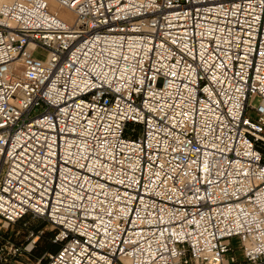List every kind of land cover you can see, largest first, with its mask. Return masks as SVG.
<instances>
[{"label": "built area", "instance_id": "1", "mask_svg": "<svg viewBox=\"0 0 264 264\" xmlns=\"http://www.w3.org/2000/svg\"><path fill=\"white\" fill-rule=\"evenodd\" d=\"M26 215L44 264H264V0H0V228Z\"/></svg>", "mask_w": 264, "mask_h": 264}, {"label": "rangeland", "instance_id": "2", "mask_svg": "<svg viewBox=\"0 0 264 264\" xmlns=\"http://www.w3.org/2000/svg\"><path fill=\"white\" fill-rule=\"evenodd\" d=\"M50 5L52 6V8L56 7V5L52 2H50ZM60 17L66 20L68 23H71L74 19V14L66 8H61ZM258 101L259 99L253 100V104H257ZM35 229H37V232L34 231ZM0 231L4 238H8L10 241L18 244H25L37 235L34 243V245H36V248H34L36 252H34L33 256H30L27 253L23 254V256H21L20 258V262L22 264H44L45 258L43 259V261L40 262L38 257H35V255L40 251V249L46 247L49 243H51V241L49 240V236L50 233H54V229H52V227L45 220L34 217L32 215H26L22 219L9 225L7 228H0ZM44 254L45 252L43 251L40 257ZM237 256H240L239 251H237Z\"/></svg>", "mask_w": 264, "mask_h": 264}, {"label": "trees", "instance_id": "3", "mask_svg": "<svg viewBox=\"0 0 264 264\" xmlns=\"http://www.w3.org/2000/svg\"><path fill=\"white\" fill-rule=\"evenodd\" d=\"M34 231L37 232V229H35ZM53 234L50 233V236H49V240L51 241V243H49L46 247L40 249V251L35 255V257H38V259H40V262L43 261V259H44V258H41L42 256L40 257V255L43 251L45 253L46 252H55L58 249V245L56 243H53V241H52ZM55 245H57V246H55ZM34 248H36V245L33 246V248L30 250L31 252H29L28 255H30V256L34 255V252H36V250Z\"/></svg>", "mask_w": 264, "mask_h": 264}, {"label": "bare ground", "instance_id": "4", "mask_svg": "<svg viewBox=\"0 0 264 264\" xmlns=\"http://www.w3.org/2000/svg\"><path fill=\"white\" fill-rule=\"evenodd\" d=\"M5 1H10V0H5ZM52 9H54V8H52ZM60 9L61 8H58L57 6L55 7V10L57 11L58 15H60Z\"/></svg>", "mask_w": 264, "mask_h": 264}]
</instances>
